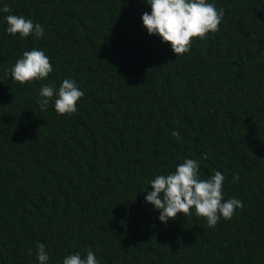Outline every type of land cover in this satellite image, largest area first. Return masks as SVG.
Returning <instances> with one entry per match:
<instances>
[{"label":"trees","instance_id":"obj_1","mask_svg":"<svg viewBox=\"0 0 264 264\" xmlns=\"http://www.w3.org/2000/svg\"><path fill=\"white\" fill-rule=\"evenodd\" d=\"M208 2L220 30L177 57L147 33V0H0V264H39L38 243L49 264L89 248L99 264H264V0ZM10 14L45 36L8 34ZM34 48L53 72L21 85L9 70ZM64 79L77 112L41 111L39 89ZM185 159L243 209L161 222L150 181Z\"/></svg>","mask_w":264,"mask_h":264},{"label":"clouds","instance_id":"obj_2","mask_svg":"<svg viewBox=\"0 0 264 264\" xmlns=\"http://www.w3.org/2000/svg\"><path fill=\"white\" fill-rule=\"evenodd\" d=\"M151 6V14L145 12L142 16L143 25L149 35L162 38L169 43L177 57L190 52L194 39H206L209 33L220 30L224 10L217 9L208 0H147ZM12 10L5 5L0 12L10 13ZM7 33L21 39L29 36L43 38L45 29L34 23L31 18L10 14L5 16ZM14 81L21 85L36 80L46 79L53 72L50 59L39 49L25 51L22 58L9 70ZM84 96L77 82L64 79L57 90L53 85H44L39 89L37 103L40 110L45 111L54 99L55 111L63 115L77 112V103ZM172 136L180 139V133L172 132ZM207 158V155L203 157ZM200 165L194 159H185L176 167L173 173L158 175L150 181L153 191L146 196V201L159 211V220L167 223L178 214L203 217L209 228H215L221 218L231 220L237 209H243V203L237 198L224 199L225 177L220 171L208 178H201ZM234 180H239L235 175ZM32 250L29 249V254ZM37 260L39 264H49L50 256L43 243L37 244ZM63 264H99L95 252L89 248L86 257L79 253L66 256Z\"/></svg>","mask_w":264,"mask_h":264}]
</instances>
